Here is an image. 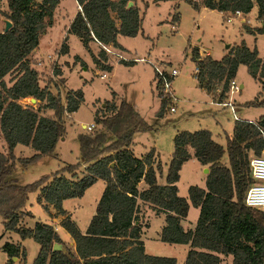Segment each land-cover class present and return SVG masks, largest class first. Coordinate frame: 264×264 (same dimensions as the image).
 Wrapping results in <instances>:
<instances>
[{
	"label": "trees",
	"instance_id": "1",
	"mask_svg": "<svg viewBox=\"0 0 264 264\" xmlns=\"http://www.w3.org/2000/svg\"><path fill=\"white\" fill-rule=\"evenodd\" d=\"M184 1L196 9L200 7L193 0ZM75 2L80 9L66 33L80 40L97 69L110 72L112 66L106 51L101 47L94 54L90 44L122 49L119 37H136L142 22L137 0ZM129 2L133 3L131 7ZM59 3V0H7L5 16L11 28L0 32V134L6 145V153L0 152V217L4 232L14 233L21 240L32 239L39 245L32 264H177L175 258L145 252L141 237L148 225L143 226L139 218V206L143 204L156 215H164L159 234L162 242L189 246L183 264H264V212L244 204L251 183L249 159L264 147L260 136L264 131V115L253 122L236 120L232 136L226 137V148L214 141L208 130L178 132L173 137V157L165 169L157 163L154 148L140 157L134 155L131 149L134 135L152 129L134 107L124 100L118 105L107 103L109 115L98 114L94 118L95 126L101 129L78 136L80 157L76 164L30 184L17 183L13 177L17 164L27 168L44 157L56 156L57 144L66 134L64 114L76 112L84 98L81 90L67 91L64 99L54 95L49 85H41L40 73L30 60L50 26L47 20H52ZM201 5L224 16L235 11L246 16L256 7L257 20L263 25L246 31L264 34V0H203ZM178 21L179 15L173 14L170 22ZM66 42L64 38L58 55L68 54ZM74 58L80 60L78 56ZM191 59L198 69V87L217 104L228 100L230 82L240 66L246 68L264 94V59L256 48H249L243 41L230 47L221 60L200 55L197 47L191 49ZM53 71L55 77L61 76L57 65ZM6 76H10V86L4 81ZM160 83L155 85L160 100L156 116L163 118L172 101L162 93ZM27 98H34L40 105L22 106L19 101ZM247 106L264 107V99L256 98ZM44 111L53 114L43 116ZM18 145L35 153L28 158H16L14 149ZM225 153L226 164L222 163ZM190 158L208 172L205 187L190 186L184 198L178 195L176 184L182 165ZM98 180L104 183V189L85 231L82 233L69 217L61 221V228L74 243L73 250L52 251L54 244L64 246L52 225L35 222L32 228H27L21 224L24 217L33 218L26 210L31 193H37L36 202L45 212L51 206L57 216H65L63 202L82 198ZM190 205L199 214L194 228L185 230L181 221L187 217ZM0 250L7 255L6 264H14V258L21 263L25 261V250L18 244L6 242ZM226 258H230L229 263L224 261Z\"/></svg>",
	"mask_w": 264,
	"mask_h": 264
},
{
	"label": "rangeland",
	"instance_id": "2",
	"mask_svg": "<svg viewBox=\"0 0 264 264\" xmlns=\"http://www.w3.org/2000/svg\"><path fill=\"white\" fill-rule=\"evenodd\" d=\"M196 3L200 6L198 9L184 0L140 2L138 6L142 22L139 33L134 38L119 37V43L126 51L124 50L123 54L114 51L121 54L125 60H133L135 63L125 65L119 63L118 55L107 54L112 66V70L108 72L99 70L92 64L80 40L73 35H69L67 42L70 47L68 54L58 55L63 38L66 37L65 29L69 22L66 19L67 14L71 18L78 9L74 0H60V8L54 11L51 21L47 20L50 26L41 36L39 46L30 55V60L40 73L41 85H49L54 95L59 94L64 99L67 91L81 90L84 98L76 112L64 114L66 134L57 144L56 156L44 157L27 168L16 165L13 177L18 184L33 183L41 177L55 174L67 165L76 164L80 157L78 136L91 133L86 132L82 126L94 123V118L98 114L99 116L109 115L107 103L114 102L118 105L124 100L134 107L139 117L152 129L134 135L132 151L136 157H140L154 148L161 161L158 163L165 169L173 157V137L178 132L193 133L208 130L214 141L226 148V137L232 136L235 117L244 120L264 115V107L247 106L256 98L264 99V94L261 93L260 85L247 74L244 66L238 68L235 79L238 85L243 83L244 88L231 95L228 93V100L223 102L229 101L235 106V114H233L230 107H223L213 102L212 97L198 87L193 76L195 64L191 59V49L197 47L198 50L200 49V54L208 52L214 60H219L224 55L227 45L232 44V47L233 43L239 44L242 40H245L250 48L257 47L259 57L264 59V35L254 38L253 35L245 34L246 28L259 25L254 19L256 8L247 15L246 21L242 24L239 20L243 19L244 15L232 23H226L223 14L202 7L201 2ZM174 4L177 6L175 7ZM0 10L2 13L0 14V31L2 32L5 27V15L8 13L7 0H2ZM170 14L179 15V22L175 28H172L174 22H170ZM251 30L254 29L251 28ZM98 47V49L101 48V46ZM75 56H79L80 60H76ZM54 65L61 70L60 77L54 76ZM154 67L164 68L168 72L172 69L180 71L178 76L171 79L174 100L165 110L163 118L156 116L160 100L153 81ZM102 74L106 77L102 78ZM4 81L7 86L11 85L10 76H6ZM19 103L22 106L30 105L34 108L40 105L38 101L35 103L30 101V98L20 100ZM171 107L174 108V112L170 111ZM41 114L51 117L53 112L44 111ZM99 129H101L100 126L94 128V130ZM0 152L6 153V145L1 134ZM14 153L16 158H28L35 151L18 145ZM227 162L225 153L222 163ZM206 174L205 169L195 159L187 160L179 172L180 179L176 184L178 195L187 197L190 186L204 188ZM103 188L104 183L98 180L85 191L82 198L70 199L63 203L65 210L77 209L73 217L82 233L95 213V202L98 200L96 198ZM36 197L37 193H31L27 201L26 210L33 216V218H23L21 224L27 228H32L35 222L47 224L51 222L49 216L51 218L52 215L48 216L37 204ZM139 208L142 225H148V228L143 230L142 237L145 252L152 256L175 258L177 264H183L189 246L162 242L159 234L164 224V215H156L147 205L140 204ZM51 211L57 218L55 210L51 208ZM198 214L199 210L190 205L187 217L182 220V227L185 230L194 227ZM2 223L3 219L0 217V243L7 241L20 245L25 250V261L22 264H32L38 254L39 245L32 239L21 240L14 233H5ZM58 231L59 235L67 241L63 242L64 250L66 248L73 250L74 244L70 245L68 241L72 240L69 234L62 228ZM224 261L229 263L230 258ZM13 263L21 264V261L15 259ZM0 264H5L2 251H0Z\"/></svg>",
	"mask_w": 264,
	"mask_h": 264
},
{
	"label": "built area",
	"instance_id": "3",
	"mask_svg": "<svg viewBox=\"0 0 264 264\" xmlns=\"http://www.w3.org/2000/svg\"><path fill=\"white\" fill-rule=\"evenodd\" d=\"M195 2H202L203 0H193ZM78 9H80L78 7ZM241 13L239 11H235L233 14L225 15L226 23H232L235 19L241 17ZM175 28V26H172ZM103 50L106 51L107 54H114L119 56V60H124L121 54L115 53L113 50L109 48V46L100 45ZM135 62V61H134ZM154 73L156 77V82L160 81L161 91L164 95H167L171 101L174 100L173 91L171 88V79L178 76L180 71L178 69H172L170 72L166 71L161 67H154ZM198 73V69L195 67L193 71L194 79L196 80V75ZM102 78H105L106 75L102 74ZM240 90L237 82L232 80L229 85V95L234 92H238ZM223 107H230L233 114H235L234 105L231 102L227 101L225 103H220ZM171 112H174V108H170ZM236 120L238 118L235 117ZM95 128V124L92 123L90 125L84 126L83 129L86 132H91ZM260 136L264 139V131L260 132ZM249 169L251 174V183L248 186L244 198V204L246 207L251 208L256 211L264 212V147L260 151L258 155L251 156L249 159Z\"/></svg>",
	"mask_w": 264,
	"mask_h": 264
},
{
	"label": "crops",
	"instance_id": "4",
	"mask_svg": "<svg viewBox=\"0 0 264 264\" xmlns=\"http://www.w3.org/2000/svg\"><path fill=\"white\" fill-rule=\"evenodd\" d=\"M60 1V0H59ZM114 1H117V0H114ZM145 0H137V3H136V6H137V8L139 9V11H140V8H139V6H138V4L140 3V2H144ZM154 1V0H153ZM177 0H173V2H176ZM178 1H180V0H178ZM74 2H75V0H74ZM155 2V1H154ZM76 3V2H75ZM155 3H157V2H155ZM60 4V3H59ZM133 5V4H132ZM174 6L176 7L177 5H175L174 4ZM58 7H59V5H58ZM57 7V8H58ZM60 8V7H59ZM76 8H78V6H77V4H76ZM256 7H254L253 9H255ZM252 9V10H253ZM77 11L79 10V9H76ZM256 10H257V8H256ZM77 11L73 14V16L71 17V18H69L68 17V14H67V12H66V14H67V17H66V19L67 20H69V22L67 23V26H66V29H65V33H66V30H67V28H68V26H69V24H70V22L72 21V19L74 18V16L76 15V13H77ZM252 12V11H251ZM250 12V13H251ZM219 13V12H218ZM249 13V14H250ZM221 15H222V13H220ZM112 16V15H111ZM172 16H173V14L171 15L170 14V21H171V19H172ZM224 16V15H223ZM248 16L246 15V16H244V18L243 19H241V20H239V23L240 24H242L243 22H245L246 21V18H247ZM254 19L255 20H257V12H256V14H255V17H254ZM179 22V21H178ZM178 22L176 23V22H174V24L172 25V26H175L176 24H178ZM257 24H259L258 26L257 25H255L254 27L253 26H251V28L252 29H255V28H260V27H262V25H263V23L262 22H260V21H258L257 20ZM250 28V29H251ZM1 32V31H0ZM245 34H250L251 36L253 35V37L255 38V36H259V37H261L262 35H264V34H257V33H249V32H247V31H245ZM241 35H243V34H241ZM65 38H67V42H68V40H69V35L66 33V37ZM63 40H64V38H63ZM119 38H118V43H119ZM243 42H245V40H242ZM66 42V43H67ZM120 44V46L122 47V49H115V48H113V47H111V46H109L110 47V49L111 50H113V51H116V52H119V53H121V54H123V51L125 50L126 51V49L122 46V44L121 43H119ZM234 45H236V43H233ZM245 44L247 45V43L245 42ZM68 45V44H67ZM231 45L232 44H230L229 45V48L231 47ZM98 46H100L98 43H96V42H92L91 44H90V49L92 50V52L94 53V54H97L98 53V51H99V47ZM248 46V45H247ZM249 47V46H248ZM68 48L70 49V47H69V45H68ZM250 48V47H249ZM254 48H256L257 49V47H254ZM252 49V48H251ZM200 50V49H199ZM258 51V50H257ZM69 52V51H68ZM201 52V51H200ZM227 52H228V49H226L225 48V52H224V55L219 59V60H221L226 54H227ZM200 55H202V56H205V55H208V56H210L211 57V55L208 53V52H204V54H200ZM258 55H259V53H258ZM76 57V56H75ZM79 57V56H78ZM212 58V57H211ZM213 59V58H212ZM92 61V60H91ZM121 60H119V63H121L120 62ZM125 61H133V60H125ZM158 61V60H157ZM159 62V61H158ZM162 62V61H161ZM92 64H93V62H92ZM109 64H110V60H109ZM132 64H134V63H132ZM94 65V64H93ZM111 65V64H110ZM95 66V65H94ZM235 79H236V77H235ZM153 81H154V84L156 85V78H155V74H154V79H153ZM239 88H240V90H242L243 88H244V85H243V83H241L240 85H239ZM156 89V88H155ZM174 92V91H173ZM157 93V92H156ZM235 107V106H234ZM235 110V109H234ZM70 117H71V115H70ZM259 118V117H258ZM258 118H254V119H244V120H247V121H250V122H253V121H256ZM238 119H240V118H238ZM242 120V119H241ZM84 127V125L82 126V128ZM194 133V132H193ZM132 149V148H131ZM15 150V149H14ZM145 154V153H144ZM14 155H15V153H14ZM135 155V154H134ZM158 155V154H157ZM192 159H194V158H190L189 160H192ZM156 161H157V163L158 162H161L160 161V159H159V156H158V158L156 159ZM184 165V164H183ZM162 166V165H161ZM163 167V166H162ZM202 167V166H201ZM163 168H165V167H163ZM202 168H204V169H207L206 167H202ZM141 186H143L142 184L140 185V188H141ZM104 189V188H103ZM102 192H103V190H102ZM102 192H100L99 193V195H98V197L96 198V199H98L99 200V198H100V196H101V194H102ZM98 200H97V202H98ZM67 201V200H66ZM65 202V201H64ZM63 202V203H64ZM97 202H95L96 204H97ZM79 207V206H78ZM51 206H49V211L48 212H46L47 214H48V216H49V214L50 215H52V217L50 218V216H49V219L51 220V222L49 223L50 225H52L54 228H55V230L57 231V233H58V235H59V228H61V226H60V224H61V221L65 218V217H69L70 218V220H72L73 222H75L74 221V217H73V215H74V211H76L77 209L76 208H74L73 210H65L66 211V215L65 216H57V218L56 217H54L53 216V211H51ZM181 223H182V221H181ZM164 226V224L162 225V227ZM162 227H161V229H162ZM194 227H192L191 229H193ZM161 231V230H160ZM144 234V233H143ZM59 237L61 238V240L63 241V242H67L66 240H64L60 235H59ZM142 237H143V235H142ZM142 237H141V241H142ZM69 242H70V245L71 244H74L73 243V241L72 240H68ZM7 241H4L3 243H0V247L4 244V243H6ZM143 242V241H142ZM1 251V250H0ZM4 258H5V264H6V262H7V260H8V258H7V255L4 253ZM22 264V263H21Z\"/></svg>",
	"mask_w": 264,
	"mask_h": 264
},
{
	"label": "water",
	"instance_id": "5",
	"mask_svg": "<svg viewBox=\"0 0 264 264\" xmlns=\"http://www.w3.org/2000/svg\"><path fill=\"white\" fill-rule=\"evenodd\" d=\"M132 2H129L128 3V7H131L132 6ZM11 28V23L8 21V20H6L5 21V27H4V32H7L9 29ZM226 49H229V45H227L226 47H225ZM30 101H32V102H36V100L34 99V98H30ZM208 172V170L207 169H205V173H207ZM52 251L53 252H56V251H65L64 250V247H63V245H60V244H54L53 245V249H52ZM13 260H15V258L13 259Z\"/></svg>",
	"mask_w": 264,
	"mask_h": 264
}]
</instances>
